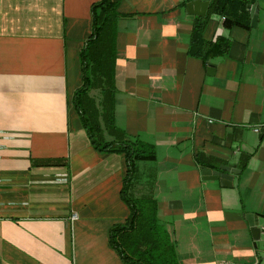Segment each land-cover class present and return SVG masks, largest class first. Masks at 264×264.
<instances>
[{
	"label": "crops",
	"instance_id": "0c3cea01",
	"mask_svg": "<svg viewBox=\"0 0 264 264\" xmlns=\"http://www.w3.org/2000/svg\"><path fill=\"white\" fill-rule=\"evenodd\" d=\"M98 1L0 0V264H127L108 239L129 214L124 158L93 147L71 101ZM190 1H119L105 138L152 145L130 192L155 198L181 264H264V0L250 28L211 14L205 39L230 45L207 62L187 53ZM220 165L231 185L202 177Z\"/></svg>",
	"mask_w": 264,
	"mask_h": 264
},
{
	"label": "trees",
	"instance_id": "16d2710c",
	"mask_svg": "<svg viewBox=\"0 0 264 264\" xmlns=\"http://www.w3.org/2000/svg\"><path fill=\"white\" fill-rule=\"evenodd\" d=\"M120 0H99L91 6L92 28L80 50L81 85L72 96L82 126L95 149L121 154L125 162L120 195L129 208L123 223L110 227V246L127 264H181L176 254V241L160 222L157 201L149 194L133 196L130 192L138 160L155 158L152 145L137 138L107 140L105 131L117 129L114 122L116 94V32ZM256 0H209L204 16H194L187 53L207 62L224 56L229 40L217 35L207 40L204 32L211 14L222 16L223 26L250 28L249 5ZM46 160L44 163H57Z\"/></svg>",
	"mask_w": 264,
	"mask_h": 264
},
{
	"label": "water",
	"instance_id": "95a60500",
	"mask_svg": "<svg viewBox=\"0 0 264 264\" xmlns=\"http://www.w3.org/2000/svg\"><path fill=\"white\" fill-rule=\"evenodd\" d=\"M209 0H193L186 3V12L195 16H204L208 8ZM257 12L258 7L256 3L249 5V13L251 16V26L257 25ZM215 65L213 63H208V71L211 73L214 70ZM220 169L223 172L213 171L209 168H202L201 174L204 179H220L223 185H231L232 176L230 172H236L234 165H220ZM256 225L255 223L253 226ZM254 232L259 236L260 229L258 227L254 228Z\"/></svg>",
	"mask_w": 264,
	"mask_h": 264
},
{
	"label": "built area",
	"instance_id": "2783aa9c",
	"mask_svg": "<svg viewBox=\"0 0 264 264\" xmlns=\"http://www.w3.org/2000/svg\"><path fill=\"white\" fill-rule=\"evenodd\" d=\"M221 19H224V18L221 16ZM258 130H259L258 127H255L254 131H258ZM72 218L73 219L76 218V214H73L72 215ZM261 231L264 233V226L261 228ZM219 264H229V263H227V262H220Z\"/></svg>",
	"mask_w": 264,
	"mask_h": 264
}]
</instances>
